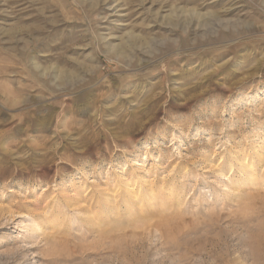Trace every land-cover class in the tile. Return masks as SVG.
Returning <instances> with one entry per match:
<instances>
[{"label":"rangeland","instance_id":"obj_1","mask_svg":"<svg viewBox=\"0 0 264 264\" xmlns=\"http://www.w3.org/2000/svg\"><path fill=\"white\" fill-rule=\"evenodd\" d=\"M263 241L264 0H0V264H264Z\"/></svg>","mask_w":264,"mask_h":264},{"label":"bare ground","instance_id":"obj_2","mask_svg":"<svg viewBox=\"0 0 264 264\" xmlns=\"http://www.w3.org/2000/svg\"><path fill=\"white\" fill-rule=\"evenodd\" d=\"M210 17H212L211 15H200V14H197V15H194L192 12L188 13V14H178L177 12L174 14V13H171L170 16H168L166 18V24L168 25V27H171L172 25H175L176 23H179L180 22H183V23H187V24H191V23H194V21H197V20H200L202 19L203 21H207V19H209ZM211 21V20H210ZM185 24V25H187ZM211 24V23H210ZM217 24V23H215ZM206 25V24H205ZM208 25V24H207ZM218 26V25H217ZM233 26V25H232ZM208 28V27H207ZM217 28V27H216ZM219 28V27H218ZM217 28L218 31H220L219 29ZM222 30V29H221ZM232 30V29H231ZM225 31V30H224ZM230 31V30H229ZM216 32V30H215ZM232 32V31H231ZM230 32V33H231ZM217 33V32H216ZM220 33V32H219ZM226 33V32H225ZM209 34V33H208ZM224 34V33H223ZM222 35V34H221ZM206 36V35H205ZM225 36V34H224ZM221 37V36H220ZM129 38L131 39L132 42H138L140 40H142L141 38H139L138 36H134V35H129ZM211 38V37H210ZM219 38V37H218ZM164 39V38H163ZM215 39V38H214ZM220 39V38H219ZM223 39V38H222ZM165 40V39H164ZM170 40V39H169ZM181 40V39H180ZM186 38L185 37H182V42L185 41ZM197 40V39H196ZM150 42H155V41H151L149 40ZM168 40H166L167 42ZM172 41V40H170ZM169 41V42H170ZM205 41V40H204ZM207 41V39H206ZM165 42V41H164ZM163 42V45H165V43ZM174 42V41H172ZM180 42V41H178ZM197 42H200V41H197ZM149 43V42H147ZM175 43V42H174ZM181 43V42H180ZM187 43V42H186ZM156 44V42L154 43ZM186 45V44H185ZM159 46V45H158ZM161 46V44H160ZM179 46V45H177ZM182 46V45H181ZM236 47V45H233ZM149 47V46H148ZM163 47V46H162ZM168 48V47H167ZM166 48V49H167ZM171 48V47H170ZM238 46L236 47V50H237ZM162 49V48H161ZM160 49V50H161ZM232 49V47L230 48ZM111 52L113 51V54H123L125 51H127V48H122L121 46H118V47H111L109 49ZM153 50V49H152ZM234 50V49H232ZM231 50V51H232ZM230 50H228L229 52ZM35 69L38 68V66H34ZM97 67V66H96ZM96 67H94L93 64L89 65H85V68H87L89 70V72H94L96 70ZM58 71V72H57ZM190 72V70H188ZM166 72V71H165ZM189 72H187L189 74ZM42 73V72H41ZM40 73V74H41ZM43 74V73H42ZM50 76L54 75V77H56V79H58L61 84L63 82L66 81L67 77L68 76H65L66 74H63L62 71H59V70H55L52 74H49ZM55 80V79H54ZM70 82V81H69ZM66 83H68L66 81ZM65 84V83H64ZM66 110V109H65ZM64 110V111H65ZM27 121V120H26ZM20 125H18L19 127ZM28 127V125H27ZM181 202V201H180ZM177 203V202H176ZM184 203V202H183ZM176 210V208H175ZM185 212H181V210H176L175 212L173 213H170V214H164V215H161L159 217H157V219L150 225L151 229L154 230L155 232H159V233H169L168 231L170 230H174V231H179L180 230V226H179V222L178 220L183 217L185 214ZM186 222V221H185ZM149 227V228H150ZM184 230V228H182ZM177 233V232H176ZM264 242V241H263Z\"/></svg>","mask_w":264,"mask_h":264}]
</instances>
